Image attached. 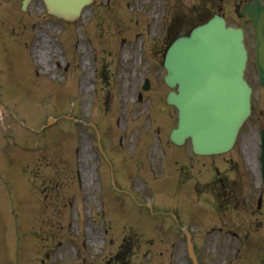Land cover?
I'll return each mask as SVG.
<instances>
[{"label":"rangeland","instance_id":"1","mask_svg":"<svg viewBox=\"0 0 264 264\" xmlns=\"http://www.w3.org/2000/svg\"><path fill=\"white\" fill-rule=\"evenodd\" d=\"M117 1L97 0L84 8L77 20L67 22L48 15L41 0L31 1L25 11L20 9L22 0H0V244L1 240L7 242L10 233L2 211L11 214V208L30 232L19 231L20 237L25 234L24 249L19 237L14 242L20 244L19 253V248L23 249L20 264H109L105 255L123 247L127 237L132 246L126 243L129 251L114 264H191L184 237L170 217L151 215L123 196L117 195L118 202L111 199L109 167L100 158L95 133L88 124L63 116L73 115L97 123L121 187L135 188L142 200L156 203L158 209L176 211L182 226L193 229L201 264H236L232 257L237 242L223 232L215 238V229L207 233L220 220L207 205L214 204V195L206 194V204L197 200L192 188H179L175 183L179 163L168 173L169 181L163 173L149 171L151 162L157 168L160 165L159 149L165 154L162 159L166 158L167 136L176 120L175 111L165 103L168 88L160 65L163 19H168L164 10L175 3L187 8L199 2L130 0V12L127 0ZM226 10L232 13L233 6ZM229 23L247 30L251 46L250 27L235 18ZM132 24L134 28L129 30ZM121 25L122 31L132 32L121 33L123 41L113 33ZM89 30L100 35H90ZM92 49L98 61L92 59ZM148 51L150 60L145 56ZM140 55L145 57L141 62ZM146 77L151 86L143 91ZM81 79L88 81L90 91L82 90ZM246 79L254 88V113L230 154L241 159L240 169L248 174L256 197L259 178L252 163L256 160L253 142L258 128L264 126V87L258 85L251 61ZM139 91L143 93L140 103ZM49 117L56 120L46 125ZM184 147L189 153L190 145ZM188 159L191 180L214 177L215 157L191 155ZM98 183L104 214L97 209ZM76 189L81 199H76ZM71 201L70 210H63L62 203ZM204 206L208 215L200 217L198 211ZM53 208L61 210L55 213ZM8 217L12 227L13 216ZM255 218L245 221L240 216L229 228L246 231ZM260 219L264 220V212ZM261 227L249 234L250 241L261 238L260 252L250 255L243 251L241 264H252V258L254 262L258 254L263 256L264 224ZM52 230L58 237L46 240L43 235ZM4 258L0 264H8Z\"/></svg>","mask_w":264,"mask_h":264},{"label":"water","instance_id":"2","mask_svg":"<svg viewBox=\"0 0 264 264\" xmlns=\"http://www.w3.org/2000/svg\"><path fill=\"white\" fill-rule=\"evenodd\" d=\"M44 1L48 10L52 14L65 17L77 16L80 8L89 2V0ZM251 14H253V12ZM252 21L255 25L258 42L256 58L259 62H262L264 60V19L262 17H258L253 18ZM224 32L235 33V31L232 30H224ZM218 34L224 35L225 33ZM205 39L206 38H203V40ZM203 40L196 38L195 35H193V37L188 39L176 41L170 47L166 61L167 68L169 70L167 80L173 83H179L180 88H183L188 95L194 96L193 87L195 86H197L200 90H204L205 80H210L215 83L223 91L226 90L230 96L237 94V96L233 98V107L231 111L224 115L223 121H218L216 124L219 138L217 141L220 142V145L224 144L222 147L213 150L211 149V146L203 143L200 146L199 141L196 140L197 135L195 133V129L189 122L191 120L190 117L187 118L188 122L181 130V135H178L180 141H182V137L192 135L195 138L193 139L195 151L206 153L219 151L228 146L231 142L234 132L243 120L241 117L245 116L243 115L244 111H242V108L245 105V97L247 99V90L240 78L244 61L243 55H241V50L237 49V56L233 55L232 57H229L226 54L227 50L222 46H218L220 45L219 42L211 41L210 43L209 41ZM225 42L227 46L235 45V41L233 40H227ZM258 64L259 63L257 62V65ZM204 76H206L205 79ZM227 89H229L230 92ZM188 107L190 106L188 105ZM192 109L197 111L199 107H193ZM212 121L215 123V116H213ZM232 127L233 129L235 128V130H231ZM204 130H206L204 131V135L210 134L207 127H205ZM201 147L207 148L202 149Z\"/></svg>","mask_w":264,"mask_h":264},{"label":"flooded vegetation","instance_id":"3","mask_svg":"<svg viewBox=\"0 0 264 264\" xmlns=\"http://www.w3.org/2000/svg\"><path fill=\"white\" fill-rule=\"evenodd\" d=\"M220 185V187H222V189L219 190H215V197L217 198L218 202L220 204L219 206V211H218V215H220V213H224L226 212V210H229L230 208H234L235 206H232V203H237L236 202V197H237V193H240V190H237V182L235 184V181L231 180H227V179H215V186ZM243 203H245V205L247 207H249L248 201L246 199H243ZM251 204V203H250ZM232 206V207H231ZM245 206V207H246Z\"/></svg>","mask_w":264,"mask_h":264},{"label":"bare ground","instance_id":"4","mask_svg":"<svg viewBox=\"0 0 264 264\" xmlns=\"http://www.w3.org/2000/svg\"><path fill=\"white\" fill-rule=\"evenodd\" d=\"M82 90H86V91H90V87L88 85L87 82H85V80H83V84H81Z\"/></svg>","mask_w":264,"mask_h":264}]
</instances>
